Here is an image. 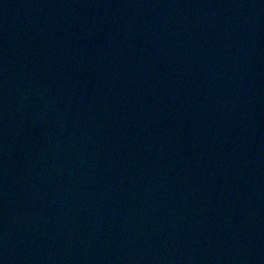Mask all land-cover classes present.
<instances>
[{
    "label": "water",
    "instance_id": "95a60500",
    "mask_svg": "<svg viewBox=\"0 0 264 264\" xmlns=\"http://www.w3.org/2000/svg\"><path fill=\"white\" fill-rule=\"evenodd\" d=\"M0 264H264V0H0Z\"/></svg>",
    "mask_w": 264,
    "mask_h": 264
}]
</instances>
